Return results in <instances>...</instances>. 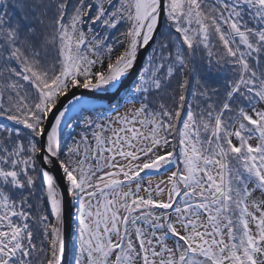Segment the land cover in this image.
I'll return each instance as SVG.
<instances>
[{
    "label": "trees",
    "instance_id": "16d2710c",
    "mask_svg": "<svg viewBox=\"0 0 264 264\" xmlns=\"http://www.w3.org/2000/svg\"><path fill=\"white\" fill-rule=\"evenodd\" d=\"M95 1L0 0V231L9 232L7 264L49 262L52 216L37 156V129L45 105L69 87V29L87 7V20L103 45H110L109 52L121 50L127 35L121 15L113 24L104 19L107 15H92ZM184 1L185 12L173 11L175 22L165 14L139 76L147 84L138 90L133 86L128 100L141 104L146 128L161 133L173 157H180L182 129L192 116L203 154H224L229 211L238 234H244L250 186L262 184L264 191V179L258 181L255 175L264 162V125L262 129L259 122L264 120V0ZM232 135L238 147L232 146ZM252 137L259 141L255 154L248 145ZM170 220L167 215L152 230L192 254L187 241L170 229ZM148 221L145 214L137 220L140 225ZM248 237L244 241L239 235L237 251L252 257ZM118 257L115 264L133 259L129 254Z\"/></svg>",
    "mask_w": 264,
    "mask_h": 264
},
{
    "label": "rangeland",
    "instance_id": "374dc122",
    "mask_svg": "<svg viewBox=\"0 0 264 264\" xmlns=\"http://www.w3.org/2000/svg\"><path fill=\"white\" fill-rule=\"evenodd\" d=\"M144 3L145 0L95 1L94 17L97 11L101 17L107 15L104 19L113 24L121 15L123 30L126 32L127 28L122 49L111 52L110 45H103V40L97 37L99 31L87 20L90 9L86 7L81 12L79 23L68 34L65 70L70 74L69 87L117 82L130 69L136 52L132 46L138 44L145 16L152 9L149 7L147 13L143 12ZM184 3V0H166V18L175 22L173 11L178 10L181 15L185 12ZM152 27L153 23L145 33ZM146 82L138 79L134 87L141 89ZM55 102L45 105L43 120L38 124V138L45 115ZM94 106L92 102L69 106L60 114L53 131L75 206L70 264H115L118 256L127 254L133 257L130 264H190L192 261L195 264H264V191L259 187L262 184L250 186L248 228L244 234H238L228 206L224 154L214 158L203 154L191 127L192 116L182 129V150L177 158L171 155V146L161 133L146 128L140 103L127 98L122 106L102 115L91 111ZM259 122L263 129V118ZM253 123L256 124L254 120ZM70 137L71 143L63 148L64 141ZM231 138L232 146L238 147L237 138L233 135ZM72 139L77 140L75 145ZM248 145L254 154L258 153L256 137L249 138ZM38 152L39 145L37 156ZM43 172L52 216L48 264H56L60 196L50 173ZM259 173L264 176V162L255 173L258 181L264 179ZM143 214L149 223L140 225L137 220ZM167 215L171 217L170 229L187 241L192 254L179 242L173 246L161 240L163 237L152 230V225L164 224ZM239 235L243 240L249 235L254 250L252 257L237 251ZM9 239V232L0 231V264H7Z\"/></svg>",
    "mask_w": 264,
    "mask_h": 264
},
{
    "label": "water",
    "instance_id": "95a60500",
    "mask_svg": "<svg viewBox=\"0 0 264 264\" xmlns=\"http://www.w3.org/2000/svg\"><path fill=\"white\" fill-rule=\"evenodd\" d=\"M152 9L145 16L140 32L133 63L117 82L103 81L81 86H70L63 91L57 101L50 106L45 115L42 130L39 133L38 159L43 171L50 173L60 196V211L57 217L55 233L57 244L56 264H70L71 239L74 225V203L66 178L65 166L58 154V146L54 142L53 131L60 114L71 105L95 104L92 112L110 113L116 106H122L128 98L130 89L135 86L144 68L146 58L153 48L160 33L166 14V0H153ZM154 19L153 21H151ZM151 31L145 33L152 25ZM88 111V109H86Z\"/></svg>",
    "mask_w": 264,
    "mask_h": 264
},
{
    "label": "bare ground",
    "instance_id": "6f19581e",
    "mask_svg": "<svg viewBox=\"0 0 264 264\" xmlns=\"http://www.w3.org/2000/svg\"><path fill=\"white\" fill-rule=\"evenodd\" d=\"M153 0H145V3L143 5V12L146 11V13L148 12L147 10L149 9V7H152V4H150ZM55 136V135H54Z\"/></svg>",
    "mask_w": 264,
    "mask_h": 264
},
{
    "label": "built area",
    "instance_id": "2783aa9c",
    "mask_svg": "<svg viewBox=\"0 0 264 264\" xmlns=\"http://www.w3.org/2000/svg\"><path fill=\"white\" fill-rule=\"evenodd\" d=\"M144 188H147V185H144ZM135 198H137V197L135 196Z\"/></svg>",
    "mask_w": 264,
    "mask_h": 264
},
{
    "label": "crops",
    "instance_id": "0c3cea01",
    "mask_svg": "<svg viewBox=\"0 0 264 264\" xmlns=\"http://www.w3.org/2000/svg\"><path fill=\"white\" fill-rule=\"evenodd\" d=\"M137 198H138V197H137ZM142 209H144V207L140 208V210H142ZM140 210H139V211H140Z\"/></svg>",
    "mask_w": 264,
    "mask_h": 264
},
{
    "label": "flooded vegetation",
    "instance_id": "af4514ba",
    "mask_svg": "<svg viewBox=\"0 0 264 264\" xmlns=\"http://www.w3.org/2000/svg\"><path fill=\"white\" fill-rule=\"evenodd\" d=\"M101 112H103V111H101ZM101 112H96V113L98 114V113H101Z\"/></svg>",
    "mask_w": 264,
    "mask_h": 264
}]
</instances>
